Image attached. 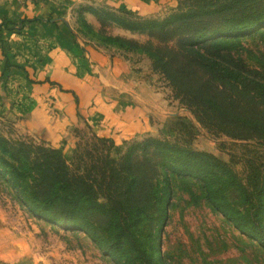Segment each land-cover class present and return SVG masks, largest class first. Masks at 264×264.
I'll list each match as a JSON object with an SVG mask.
<instances>
[{"label":"trees","instance_id":"1","mask_svg":"<svg viewBox=\"0 0 264 264\" xmlns=\"http://www.w3.org/2000/svg\"><path fill=\"white\" fill-rule=\"evenodd\" d=\"M100 18L147 35L143 43L109 41L145 54L174 97L214 136L264 143V55L255 65L244 55L247 40L264 41V0H177L163 18L126 9L105 10ZM9 65L6 58L0 78ZM22 69L30 85L38 82ZM12 143L0 135V177L18 199L38 217L82 231L115 264H164L157 228L177 181L195 185L212 209L264 247V172L258 166L249 165L242 180L212 153L151 136L118 158L107 145L83 169H73L59 148Z\"/></svg>","mask_w":264,"mask_h":264},{"label":"rangeland","instance_id":"2","mask_svg":"<svg viewBox=\"0 0 264 264\" xmlns=\"http://www.w3.org/2000/svg\"><path fill=\"white\" fill-rule=\"evenodd\" d=\"M176 6L177 0H156L151 10L142 16L163 18ZM121 28L107 20L100 21L95 40L129 63L134 81H140L139 92L144 98L142 108L148 126L141 122L134 127L109 124V127L113 125L112 129L99 135L80 116L78 122L71 117L68 119L56 100L36 98L31 109L41 102L37 106L45 110L47 125L61 126L58 130L61 143L57 148L70 167L83 169L90 155L96 156L102 149L106 150L107 145L110 146L107 149L109 155L118 158L129 145L152 136L212 153L228 162L242 180L251 169L249 165L258 166L264 172V143L214 136L174 97L165 79L153 71L151 60L145 54L132 48H121L109 41L111 36L137 43H143L148 38L145 34ZM245 47L244 55L251 65L264 55V41L249 39ZM131 82H126L129 88L132 87ZM13 103L0 110V135L11 141L20 138L36 145L53 147L47 143L49 126L40 134L34 133L25 126L26 120L18 118L17 113L23 116L29 111L30 104L22 105L23 108L21 104L17 105L20 107L14 111V100ZM94 134L108 142L103 144ZM18 145L13 144L15 147ZM157 229L158 249L164 264H264V247L212 209L195 185L176 182L166 217ZM0 251L11 253L10 264H115L82 231L64 228L34 214L2 177Z\"/></svg>","mask_w":264,"mask_h":264},{"label":"crops","instance_id":"3","mask_svg":"<svg viewBox=\"0 0 264 264\" xmlns=\"http://www.w3.org/2000/svg\"><path fill=\"white\" fill-rule=\"evenodd\" d=\"M155 1L0 0V73L6 58L10 63L0 78V110L14 104L13 100L14 111L20 104L31 107L33 100L42 97L56 100L68 119L78 122L80 116L99 135L112 129L109 124L145 125L140 81H134L129 63L95 36L103 11L120 13L126 9L144 15ZM22 67L38 82L30 85ZM129 80L131 88L126 83ZM37 105L23 116L17 115L26 120L28 130L40 134L49 125L45 110ZM60 127L49 126L47 143L56 148L61 143ZM11 142L36 145L20 138ZM11 256L0 251V264H10Z\"/></svg>","mask_w":264,"mask_h":264},{"label":"water","instance_id":"4","mask_svg":"<svg viewBox=\"0 0 264 264\" xmlns=\"http://www.w3.org/2000/svg\"><path fill=\"white\" fill-rule=\"evenodd\" d=\"M62 20H64V19H62Z\"/></svg>","mask_w":264,"mask_h":264}]
</instances>
